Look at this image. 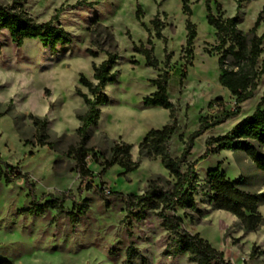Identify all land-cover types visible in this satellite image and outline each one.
<instances>
[{
	"label": "rangeland",
	"instance_id": "374dc122",
	"mask_svg": "<svg viewBox=\"0 0 264 264\" xmlns=\"http://www.w3.org/2000/svg\"><path fill=\"white\" fill-rule=\"evenodd\" d=\"M217 3L219 8L211 4L215 16L223 13V18H231L236 14V0H217ZM0 5L19 8L36 23L56 18L54 24L71 36L68 46L52 52L36 40H26L17 47L6 31L0 32V160L27 175L34 185L36 204L43 205L51 200L50 196L58 199L67 193L78 196L83 188L73 156L66 153L78 141L77 116L85 111L76 89L88 95L78 82L79 76L95 83L92 65L106 59L105 54L90 44L91 23L96 18L112 33L118 53L114 68L117 80L104 91L110 103L100 109L103 122L100 125L99 119L97 126L90 128L87 145L94 149L87 158L92 181L105 193L140 195L151 179L172 182L158 159L142 158L136 171L123 174L118 165L102 173L103 167L92 158L95 155L102 162L109 156L113 142L121 141L132 145L131 157L135 161L138 145L146 132L161 129L168 123V110L143 107V99L154 92L150 81L161 72L167 71L170 75L168 96L177 108L179 130L169 142L173 159L180 158L188 137L198 129L200 118L210 121L219 116L221 108H207L210 101L220 98L225 110L234 109V99L218 83V43L215 31L206 23L204 0H189L191 21L197 27L190 65L184 62L186 32L181 0H0ZM138 7L142 11L140 22L135 18ZM263 9L264 0L244 2L239 11L238 29L248 32L261 14L256 34L263 35ZM153 18H157L164 40L155 37ZM149 35L154 44L153 57L158 62L155 69L146 67L143 56L133 52L134 45H146ZM262 48L257 69L264 61V39ZM89 51L97 55L92 57ZM132 61L137 64L133 65ZM183 67H186V76L179 85V75L175 72ZM263 94L264 74L252 98L240 105L236 116L194 139L182 170L205 152L208 138L224 135L250 116ZM29 115L46 117L50 139L56 145L54 150L35 144V129ZM25 140L30 143L25 144ZM211 156L196 166L200 184L206 172L219 165L229 178L242 176L247 189L264 194L263 174L243 154ZM81 193L87 211L74 225L67 216L69 212L76 213L69 201L63 205L62 213L50 206L43 214H32L29 210L36 204L25 181L5 183L0 167V261L121 264L127 249L133 247L149 264H188L186 256L170 258L165 254L168 233L156 212L136 222L126 215L121 198H104L93 188L83 189ZM196 202L201 214L194 221L183 218L184 230L198 234L232 264H264V225L255 233L244 234L236 217L212 210L201 204L199 198ZM259 209L264 219V204ZM177 214L183 216L181 211ZM254 247L257 256L251 258Z\"/></svg>",
	"mask_w": 264,
	"mask_h": 264
},
{
	"label": "trees",
	"instance_id": "16d2710c",
	"mask_svg": "<svg viewBox=\"0 0 264 264\" xmlns=\"http://www.w3.org/2000/svg\"><path fill=\"white\" fill-rule=\"evenodd\" d=\"M246 1L236 0V14L231 18H223V13L215 16L212 11V3L216 4L217 8L220 7L217 0H204L206 23L215 31L214 35L218 43L216 48V52L219 54L217 60L218 83L234 99V109L232 111L225 110L224 103L220 98L210 101L207 108H221L219 116L210 121H207L205 117L200 118L199 127L188 137L180 158L173 159L169 152V142L179 130L177 108L168 96L170 75L167 71H163L150 81L154 92L143 99V107H158L168 110V123L161 129H151L145 134L138 145V157L135 161L131 157L132 145L121 141L113 142L109 149V156L102 162H99V158L95 155L92 156L93 161L103 167L102 173L112 166L118 165L124 170L123 174L136 171L142 158L158 159L168 172L169 177L172 178V182L164 181L161 178L151 179L140 195L124 196L118 192L105 193L103 189L93 183L92 173L87 167V158L94 150L87 146L90 141V128L97 126L101 114L100 109L110 103L104 91L108 84L115 83L117 80L114 68L118 60L117 45L112 33L108 27L100 23L99 19H94L91 23L93 29L90 44L96 47L97 52L105 54L106 59L98 65H92V79L95 83L88 81L82 75L79 76L78 82L87 90L88 95L82 93L79 88L76 89V94L83 100L85 111L77 116L79 126L75 133L78 141L66 153L73 156L75 168L80 176V185L83 188L80 189L79 195L74 196L72 193H67L63 194L60 199L50 196V201L43 205L36 204L34 185L29 181L27 175L18 173L16 167L0 160L5 183H11L18 179L25 181L29 195L36 204L29 212L43 214L45 209L51 206L56 207L58 212L62 213L63 205L69 201L73 209L76 210V213L69 212L67 214L71 224L74 225L78 218L85 215L87 211L86 201L81 199L82 190L93 188L104 198H121L124 202L126 215L133 217L136 222H142L150 212H156L161 219L162 228L168 233L165 254L170 258L186 256L188 264H232L225 259L222 252L213 248L198 234L193 235L184 230L182 221L183 218L194 221L196 215L201 214L196 202V199L199 198L201 204L209 206L212 210L224 211L236 217L244 234L255 233L264 225V219L258 211L259 207L264 204V194L247 189V184L242 176L230 181L218 165L206 172L203 183L200 184L196 173L198 163L221 151H230L234 157L239 153L243 154L264 177V94L250 116L238 122L224 135L208 138L205 152L193 163L187 164L185 170H182L181 165L185 163V158L194 139L205 131L219 126L230 117L236 116L240 112V105L252 98L257 89V83L264 74V61L261 68L257 69L258 61L263 53L264 33L261 36L256 34L261 14L258 15L254 26L248 32L242 33L238 29L239 11ZM181 4L182 13L185 16L186 32L183 48L184 62L190 65L194 41L197 37V27L191 21L192 10L189 0H181ZM261 13H264V9ZM141 17L142 11L138 7L135 18L140 22ZM55 19L36 23L23 10L14 6L0 5V32L6 31L10 41L17 47H21L26 40H36L42 47L48 48L52 52H56L59 47L68 46L71 43V36L62 27L54 24ZM151 25L154 28L155 37L164 40L157 18L151 20ZM146 31L149 33L148 30ZM146 45L142 43L139 46L134 45L133 52L143 56L146 67L155 69L158 62L153 57L154 44L150 35ZM106 47H109L110 50ZM97 52L89 51V55L95 57ZM167 58L165 56V65H167ZM132 64L136 65L137 62L132 61ZM175 73L179 75V85H181L186 76V67L176 70ZM28 118L35 129V144L54 150L56 145L50 139L46 117L29 115ZM28 143L30 142L25 140V144ZM41 200H44V197ZM178 211H181L183 216L178 215ZM256 250L255 247L252 249L251 258L257 256ZM0 264L9 263L2 260ZM121 264L149 263L135 248L129 247L125 260Z\"/></svg>",
	"mask_w": 264,
	"mask_h": 264
},
{
	"label": "crops",
	"instance_id": "0c3cea01",
	"mask_svg": "<svg viewBox=\"0 0 264 264\" xmlns=\"http://www.w3.org/2000/svg\"><path fill=\"white\" fill-rule=\"evenodd\" d=\"M155 108H158V107H154V108H144V109H155ZM158 109H162V108H158ZM38 117H40V116H38ZM100 117H101V115H100ZM148 132V131H147ZM146 132V133H147ZM145 136V135H144ZM174 136V135H173ZM172 136V137H173ZM144 138V137H143ZM172 139V138H171ZM264 149V148H263ZM220 154L221 153H223L224 155H229V154H232L230 151H221V152H219ZM219 153L217 154V158L219 157L218 155H219ZM213 156V155H212ZM211 156V157H212ZM209 158V157H208ZM218 166V165H217ZM212 169V168H211ZM220 170H221V168H220ZM224 174H225V172L223 171V170H221ZM238 174V173H237ZM226 175V174H225ZM205 178V177H204ZM226 178L227 179H229L230 181H234V180H236V179H238L239 177H237V178H235V179H231V178H229L227 175H226ZM260 208V207H259ZM258 211H259V213H260V209H258ZM261 214V213H260ZM249 234H251V233H249Z\"/></svg>",
	"mask_w": 264,
	"mask_h": 264
},
{
	"label": "bare ground",
	"instance_id": "6f19581e",
	"mask_svg": "<svg viewBox=\"0 0 264 264\" xmlns=\"http://www.w3.org/2000/svg\"><path fill=\"white\" fill-rule=\"evenodd\" d=\"M101 115H102V112H101ZM101 121H100V125L102 124L103 120H102V117H100Z\"/></svg>",
	"mask_w": 264,
	"mask_h": 264
}]
</instances>
